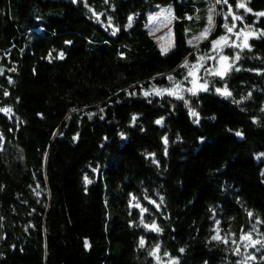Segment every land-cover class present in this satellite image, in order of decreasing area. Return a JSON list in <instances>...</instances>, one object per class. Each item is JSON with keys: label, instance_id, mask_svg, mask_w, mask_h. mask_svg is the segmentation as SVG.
<instances>
[{"label": "trees", "instance_id": "trees-1", "mask_svg": "<svg viewBox=\"0 0 264 264\" xmlns=\"http://www.w3.org/2000/svg\"><path fill=\"white\" fill-rule=\"evenodd\" d=\"M160 5L166 54L146 28ZM260 13L0 0V264H264Z\"/></svg>", "mask_w": 264, "mask_h": 264}, {"label": "rangeland", "instance_id": "rangeland-1", "mask_svg": "<svg viewBox=\"0 0 264 264\" xmlns=\"http://www.w3.org/2000/svg\"><path fill=\"white\" fill-rule=\"evenodd\" d=\"M176 16L174 13L173 7L170 6H157L147 13V24L146 28L149 32V35L157 42L161 51L166 54L175 45V33H174V23ZM205 36L199 38V42L206 41L210 38L208 32L204 33ZM230 43V39H224L221 41V44L225 47ZM219 62L221 66L225 64V60L220 57Z\"/></svg>", "mask_w": 264, "mask_h": 264}, {"label": "snow or ice", "instance_id": "snow-or-ice-1", "mask_svg": "<svg viewBox=\"0 0 264 264\" xmlns=\"http://www.w3.org/2000/svg\"><path fill=\"white\" fill-rule=\"evenodd\" d=\"M224 2L226 3L227 0H224ZM239 7H244V4H240ZM259 15H264V13H260ZM237 18H238V17H237ZM208 20H209V24L211 25V23H212L211 10H210V14H209ZM225 27L228 28L227 25H225ZM206 31H207V30H206ZM228 31L231 32L232 29H231V28H228ZM202 36H205V38H206V34H202ZM224 39H225L224 37L221 38V40H224ZM214 43H219V41H216V42H214ZM185 67H187V64H185ZM194 94H195V93H194ZM226 94H230V93H226ZM192 115L195 116L196 113L193 112ZM160 122H161V121H157V123H160ZM238 135H239V133H238ZM153 227H155V226H153ZM157 230H158V229H157ZM213 239H219V237L216 236V237H213ZM245 239H250V237H245ZM255 243H259V241H256ZM141 244H143V240L141 241Z\"/></svg>", "mask_w": 264, "mask_h": 264}]
</instances>
